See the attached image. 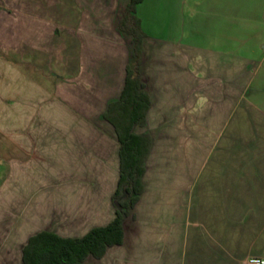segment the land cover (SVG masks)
<instances>
[{"label": "crops", "instance_id": "crops-1", "mask_svg": "<svg viewBox=\"0 0 264 264\" xmlns=\"http://www.w3.org/2000/svg\"><path fill=\"white\" fill-rule=\"evenodd\" d=\"M130 1L0 0V166L9 149L5 121L11 112L14 167L79 169L83 153L100 151L104 137L116 148L120 175L117 131L105 117L134 67L133 37L121 30ZM135 17L141 31L136 77L150 107L133 132L150 135L151 153L155 140L146 129L154 99L147 73L159 68L149 67V42L156 63L172 66L162 65L161 72L175 77L186 47L203 58L190 61V72L216 87L241 88L244 102L264 118V0H142ZM19 212L0 208V264H25L29 240L52 232H31L30 214L20 219Z\"/></svg>", "mask_w": 264, "mask_h": 264}, {"label": "rangeland", "instance_id": "rangeland-1", "mask_svg": "<svg viewBox=\"0 0 264 264\" xmlns=\"http://www.w3.org/2000/svg\"><path fill=\"white\" fill-rule=\"evenodd\" d=\"M152 43L149 67L159 71L147 73L154 104L146 130L155 142L146 190L126 219L124 244L86 263L245 264L264 258V118L244 102L241 88L216 87L190 72V61L203 58L186 47L180 72H161L162 65L172 66L156 63ZM12 128L9 112L0 208L20 210V219L30 214L31 232L63 237H82L113 220L119 167L111 141L102 137L100 151L83 153L79 169L14 167Z\"/></svg>", "mask_w": 264, "mask_h": 264}, {"label": "trees", "instance_id": "trees-1", "mask_svg": "<svg viewBox=\"0 0 264 264\" xmlns=\"http://www.w3.org/2000/svg\"><path fill=\"white\" fill-rule=\"evenodd\" d=\"M141 2L131 0L121 22V30L133 37L134 67L128 69L122 98L114 106L110 105L105 117L116 129L120 143V175L113 195L118 203L116 216L107 226L93 228L81 238H63L47 231L38 233L24 249L25 264H87L89 257L101 259L109 248L124 243L125 221L145 192L146 164L152 149L150 135L133 132L144 121L150 107L149 97L141 91L136 77L141 31L135 11Z\"/></svg>", "mask_w": 264, "mask_h": 264}, {"label": "built area", "instance_id": "built-area-1", "mask_svg": "<svg viewBox=\"0 0 264 264\" xmlns=\"http://www.w3.org/2000/svg\"><path fill=\"white\" fill-rule=\"evenodd\" d=\"M245 264H264V259L252 258V259H249Z\"/></svg>", "mask_w": 264, "mask_h": 264}]
</instances>
